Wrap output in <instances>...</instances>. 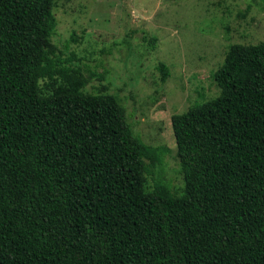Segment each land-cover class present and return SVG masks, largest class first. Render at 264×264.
Segmentation results:
<instances>
[{
    "label": "trees",
    "instance_id": "trees-1",
    "mask_svg": "<svg viewBox=\"0 0 264 264\" xmlns=\"http://www.w3.org/2000/svg\"><path fill=\"white\" fill-rule=\"evenodd\" d=\"M55 6L0 0V264H264V41L231 44L219 95L172 116L176 194L149 185L169 149L62 57Z\"/></svg>",
    "mask_w": 264,
    "mask_h": 264
},
{
    "label": "rangeland",
    "instance_id": "rangeland-1",
    "mask_svg": "<svg viewBox=\"0 0 264 264\" xmlns=\"http://www.w3.org/2000/svg\"><path fill=\"white\" fill-rule=\"evenodd\" d=\"M54 12L62 57L75 53L88 76L96 73L86 91L107 85L134 132L169 149L149 185L162 179L180 194L185 182L172 116L219 95L214 74L231 44L264 41V0H56ZM161 62L170 68L166 82Z\"/></svg>",
    "mask_w": 264,
    "mask_h": 264
}]
</instances>
